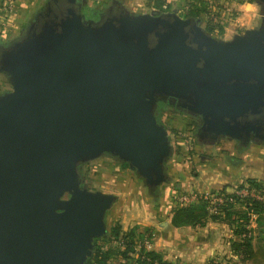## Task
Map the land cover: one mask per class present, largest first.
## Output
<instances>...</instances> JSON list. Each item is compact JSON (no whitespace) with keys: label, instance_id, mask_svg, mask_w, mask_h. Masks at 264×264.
Wrapping results in <instances>:
<instances>
[{"label":"water","instance_id":"95a60500","mask_svg":"<svg viewBox=\"0 0 264 264\" xmlns=\"http://www.w3.org/2000/svg\"><path fill=\"white\" fill-rule=\"evenodd\" d=\"M253 1L259 26L230 40L124 0L96 18L86 0H46L1 40L11 89L0 94V264L86 263L117 201L83 185L87 162L126 164L151 197L169 183L158 102L199 116L197 141L211 147L264 136V0Z\"/></svg>","mask_w":264,"mask_h":264},{"label":"crops","instance_id":"0c3cea01","mask_svg":"<svg viewBox=\"0 0 264 264\" xmlns=\"http://www.w3.org/2000/svg\"><path fill=\"white\" fill-rule=\"evenodd\" d=\"M106 1L109 0H104ZM45 2L46 0H16L15 21L11 33L17 36L25 26L26 15L37 11ZM187 3L188 0H125L126 7L129 6L133 13H148L159 10L162 6L168 8V11L177 10L179 16L186 11ZM203 7L206 9L205 5ZM235 8V18L223 17L222 24L216 28L217 38L230 40L245 30L259 26V8L253 0L235 3ZM206 24L207 21L203 17L202 26ZM225 147L228 150H225ZM253 147L254 149L241 154L234 152V158L229 160V166L225 165L224 161L227 158L221 154L201 156L199 163L190 165V169L184 171L180 170L179 161L175 156L168 165L166 164L167 174L171 176L172 181L163 185L159 190V198L149 203L150 217L142 224L146 228L150 227L151 231L154 230L151 234L154 239L152 251L163 263L208 264L213 259H235L231 252V241L235 238L228 224L208 221L203 227H173L170 222L171 211L175 207L172 204V197L174 194L185 192H217L223 188L230 191L246 179L264 183V150H259L257 146ZM222 150L230 152V146L224 144ZM233 262L264 264L259 258L242 262L235 259Z\"/></svg>","mask_w":264,"mask_h":264},{"label":"trees","instance_id":"16d2710c","mask_svg":"<svg viewBox=\"0 0 264 264\" xmlns=\"http://www.w3.org/2000/svg\"><path fill=\"white\" fill-rule=\"evenodd\" d=\"M203 6V2L199 0H188L187 9L180 16L203 20V17L207 13ZM89 7L86 8L84 14L87 18H94V11L96 9L91 7V5ZM159 10L161 12H168L169 9L166 7L163 9L161 6ZM204 30L209 35L215 37V30L218 29L207 21ZM176 121L177 119L174 118L170 123H175ZM160 124L168 130L166 127L167 122H160ZM123 165L127 166L126 164ZM244 184H247L249 188L264 192V183L255 179L243 180L241 184L230 189V191H227L226 188L218 191V194L222 195L225 199L231 198L232 201L226 200L222 205H219L216 214L210 212L206 201L200 200L186 207H174L171 211V225L176 228H195L205 226L208 221L224 222L232 228L235 238L231 241V252L234 256L240 261L254 260L256 258L264 261V246L257 248L253 246V241L256 238L258 240L261 239V242L264 244V202L249 197L244 199L238 198L234 194V191L240 190ZM83 185H85V180ZM159 196L160 192L158 191L154 198L157 199ZM136 238L137 235L134 229L123 232L120 225L107 228L105 236L94 239L91 256L86 260L85 264H165L153 251L144 252L142 250L136 258H132L133 260L130 261L135 243L137 242ZM116 243H119V245H116ZM107 244L109 246H106ZM208 264H212V260Z\"/></svg>","mask_w":264,"mask_h":264},{"label":"rangeland","instance_id":"374dc122","mask_svg":"<svg viewBox=\"0 0 264 264\" xmlns=\"http://www.w3.org/2000/svg\"><path fill=\"white\" fill-rule=\"evenodd\" d=\"M86 1L88 2L89 5H91V7L95 8L98 11H101L106 7V5L110 0L106 2H104V0H86ZM43 5L41 4L40 6ZM126 8L128 11H130L129 6H127ZM34 13L35 11L30 15H26L27 16L26 23L31 18H33ZM15 36H16L15 34L11 33V28H9L6 32H4V34L1 37V40L3 39H5L3 41L11 40ZM10 89L11 88L7 82L6 77L0 74V94L8 92L10 91ZM173 126L176 127V129L179 128L180 130H176V129L175 130L187 136L188 141L186 140L183 143L181 142L180 145L177 146V144L175 143V141L177 140H175L174 137L175 130L174 128H172ZM166 127L168 128L167 131L169 135V141L173 146V153H174L166 163L167 165L169 164L173 156H175L179 161L180 164L179 166L181 171L189 170L190 165L193 166L195 165L194 163L196 164L199 163L201 156H206V155L211 156L213 154H216L215 156H217L218 154H221L225 156V158H227V160L224 161L225 165L227 166L230 165L229 160L231 161V159L234 158L233 154L235 151L231 152V150H233V143L231 142L230 143L222 142L217 146L210 147L197 141L194 137L188 136L184 124H182L181 121H176L175 123H168ZM182 138H184V136ZM224 144L230 146V152L225 151L228 150L226 149V147L225 150H222ZM258 148L259 150H264L261 149L263 148L262 146ZM252 149H254V147H252L250 150ZM80 173L83 177V180H85V186L89 191L92 192L100 191L102 193L113 194L117 196L116 203L107 213L106 221H107L108 229L113 227L114 225H120L123 232L134 229L137 235L136 238L137 242H142L145 238H148L151 239L150 241L153 243L154 239L151 234L152 232H154V230L151 231L150 227L146 228L142 224L145 223L147 220H149L150 217L149 215L150 209H148V207H150L149 203L156 199L150 196L148 190L144 187L141 180H139L136 177V175L129 170L128 166H125L122 163H119L118 161L110 157L104 156L81 165ZM171 181L172 179H170L169 182ZM113 244L114 243H112V245ZM106 246L109 245L107 244ZM254 246L255 248L260 246L263 247L264 244L263 242H261V239L258 240L256 238L254 242ZM141 250L144 252H148L143 248ZM131 256L132 257H130L131 258L130 261L133 260L132 258H136V255L134 253H132ZM235 259L219 258L221 264H235V262H233L235 261ZM236 261L239 262L240 260L237 258Z\"/></svg>","mask_w":264,"mask_h":264},{"label":"built area","instance_id":"2783aa9c","mask_svg":"<svg viewBox=\"0 0 264 264\" xmlns=\"http://www.w3.org/2000/svg\"><path fill=\"white\" fill-rule=\"evenodd\" d=\"M203 2L206 6V21L210 22L215 28L222 24L223 17H227L230 19H234L236 15L235 3H239L240 1L247 0H199ZM16 0H0V39L4 32H6L9 28H12L15 21V7ZM165 9V8H163ZM5 40V39H3ZM174 130L176 127H172ZM176 130H180L179 128ZM175 130V141L178 146L180 143L187 140V136L181 134ZM177 133V135H176ZM184 136V138H182ZM188 141V140H187ZM234 194L240 198H253L258 201L264 202V192L257 191L252 188H249L247 184H244L240 190H235ZM200 200L206 201L209 205L210 212L216 214L217 207L222 205L226 200L232 201L231 198L225 199L222 195L217 192L204 191L201 193L198 192H185L174 194L172 197V204L175 207H186L192 204L199 202ZM151 239L145 238L142 242H136L133 253L137 256L141 249H145L146 251H152L153 243L150 241ZM119 245V243H116ZM236 259L237 257L234 256ZM219 259L212 260V264H220Z\"/></svg>","mask_w":264,"mask_h":264},{"label":"flooded vegetation","instance_id":"af4514ba","mask_svg":"<svg viewBox=\"0 0 264 264\" xmlns=\"http://www.w3.org/2000/svg\"><path fill=\"white\" fill-rule=\"evenodd\" d=\"M98 10L94 11V18H96V13ZM203 27V26H202ZM204 29V27H203ZM217 37V36H215ZM156 119L160 123H166V120L168 123L172 122V120L175 118L177 121H181L182 124H184V127L186 129V132L188 133V136L194 137L196 140V129L201 124V118L197 115L190 114L186 111L179 110L177 107L168 106L166 103L158 102L157 108L155 111ZM173 118V119H172ZM201 143H205V145L210 146L208 143V139L204 138L200 141ZM222 142H231L233 143V150L239 154L246 152L250 150L253 146L257 147H263L264 148V136L262 138H256L253 135H250V138L246 143H239L237 141L230 140L228 138H219L214 146L219 145ZM236 145H235V144ZM211 147V146H210Z\"/></svg>","mask_w":264,"mask_h":264}]
</instances>
